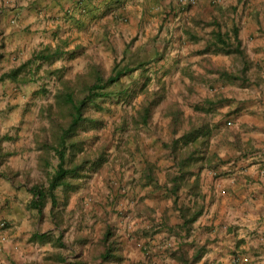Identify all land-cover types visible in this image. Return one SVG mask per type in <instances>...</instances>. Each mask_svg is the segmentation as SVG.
<instances>
[{
    "label": "crops",
    "instance_id": "1",
    "mask_svg": "<svg viewBox=\"0 0 264 264\" xmlns=\"http://www.w3.org/2000/svg\"><path fill=\"white\" fill-rule=\"evenodd\" d=\"M176 2L0 0V76L26 64L21 79L0 80V223H6L0 231V264L88 263L90 251L98 244L93 232L96 214L102 216L107 209L106 216L111 217V206L108 197L105 210L98 204L94 173L89 168L77 189L56 190L54 208L49 198L43 205L37 203L33 186H47L46 178L39 176L54 170L44 165L38 149V131L46 123V118L39 117L46 106L45 94L52 90L54 74L62 64L77 62L83 53L103 46L101 40L109 43V29L137 34L148 15L176 14L181 8V14L189 13V6L178 8ZM194 5L197 12L214 7L206 0ZM199 19L213 35L220 29L224 32L216 18L207 20L202 13V18L195 20ZM174 26L177 28L176 23ZM234 26L239 30L244 54L228 55L238 56L240 63L234 69L216 66L206 70L220 82L241 84L248 93L247 97L236 96V106L230 113L232 135L222 139L230 149L207 151L199 144L193 153L197 161L183 168L169 147L149 158L142 157L141 166L136 163L137 157L128 156L123 160L125 172H120L128 182L117 195L111 192L118 190L116 187L108 189L105 184L101 189L110 192L113 205L118 203L117 243L124 258L133 256L138 259L136 264H264V22L254 20ZM214 41L200 34L202 52L222 53L212 44ZM199 100L204 101L199 103L204 111L213 104L208 99ZM218 123L192 119L182 132L172 126L171 142L192 126L213 129ZM209 135L200 134L197 141L206 142ZM185 149V154L192 153ZM148 162L153 164L151 172L159 181L144 177ZM57 163L56 158L52 164ZM131 175L140 183L130 182ZM174 175H184L178 190L173 188ZM197 212L196 218L186 224V218Z\"/></svg>",
    "mask_w": 264,
    "mask_h": 264
},
{
    "label": "rangeland",
    "instance_id": "2",
    "mask_svg": "<svg viewBox=\"0 0 264 264\" xmlns=\"http://www.w3.org/2000/svg\"><path fill=\"white\" fill-rule=\"evenodd\" d=\"M207 2L214 6L207 9V12H197L194 4L182 6L176 2L178 8L189 6V13L181 14L183 12L181 8L177 9L176 14L148 15L141 31L137 34L131 32L127 35L123 31L115 32L109 29V43L101 40L100 43L104 42L103 46L97 45L94 50L87 54L83 53L78 57L77 62L67 61L56 70L59 72L54 74L56 78L51 86L52 90L45 94L44 101L45 108L53 104L54 110H57L55 96L58 90H67L70 87L69 89H73L76 96L83 95L79 86L80 81L92 80L96 69L107 79L117 64L119 68L136 67L106 89L110 91L109 96L99 100L100 106L90 109L89 114L96 121L82 129L86 153L96 159L101 151L104 152L106 160L98 170L93 171L92 178L98 204L105 210V206L108 205L105 199L108 197L111 217L114 216L113 222L109 223L111 217L106 216L107 209L103 211L102 216L96 214L93 232L98 244L93 252L90 251L87 264H99L100 257L97 255L102 248L99 247L98 240L107 228L111 226L114 229L115 237L119 230L116 219L119 217L118 203L113 205L115 200H110L108 196L110 192L101 189L105 188L103 187L105 184L108 189L116 187L118 190L111 192L117 195L119 189L123 188L124 182H128L125 175H120V172H125L124 158L137 157L136 163L139 166L143 165L142 157L149 158L152 154L156 155L159 149H166L165 143L167 144L168 141L171 143L172 126L182 132L192 119L200 122L204 120L219 122L210 129V138L207 142L200 143L202 148L207 151L215 148L230 149L222 141L232 135L233 122L230 121V113L236 106V96L247 97L248 93L241 84L228 80L220 82L218 77L209 75L206 70L210 67L215 69L216 66L234 69L240 60L235 55L214 54L212 50L202 52L199 46L200 34H205L211 39L215 37L210 28L206 30V26L201 25L202 19H199L201 23L195 19L202 18V13H206L207 20L216 18L224 32H229L228 29L232 31L235 24L248 25L254 20L264 22V0ZM247 8L251 11L248 12ZM161 23H165V28L163 25L160 26ZM175 23L177 28L174 26ZM131 27L132 24L128 28ZM198 28L201 30L199 31ZM188 41H191L190 45ZM66 85L69 87L67 88ZM222 89L223 92L218 94L217 92ZM200 98L211 100L213 104L204 111V101L199 100ZM148 99L156 101L150 122L148 125L143 123L139 125L142 107ZM203 113L206 114L205 118ZM39 117L46 118V115L41 114ZM42 124L38 133L44 135L43 128L50 129L51 123L46 118V123ZM51 134L49 133L50 137ZM54 159L56 160L52 157V161ZM39 177L42 180L46 178L48 182L49 174L44 171ZM136 179V176L131 175L130 182L137 181ZM137 182L140 183L139 180ZM110 183L113 186H110ZM58 192L61 197V190ZM134 258L127 256L120 264L138 263L136 262L138 259L134 260Z\"/></svg>",
    "mask_w": 264,
    "mask_h": 264
},
{
    "label": "trees",
    "instance_id": "3",
    "mask_svg": "<svg viewBox=\"0 0 264 264\" xmlns=\"http://www.w3.org/2000/svg\"><path fill=\"white\" fill-rule=\"evenodd\" d=\"M215 41L212 43L217 48L219 52L225 54L236 53L243 55L242 41L239 38V30L237 26H234L231 32H223L221 29L218 32H214ZM211 45L208 46V49ZM37 56V55H36ZM35 56V57H36ZM39 56V55H38ZM48 58V56H42ZM26 64L14 68L8 72L3 73L0 76V80L9 78L12 80H18L20 73L25 69ZM136 68V67H135ZM135 68L131 67H120L117 64L113 69V73L105 79L102 72L95 71L92 80L80 81V89L83 95L76 96L73 89L58 90L55 96V103L57 105V110H54L53 104L45 108L42 111L43 115L50 121V129L43 128L45 132L44 135L38 133L41 137L38 141V149L42 151L41 158L42 162L46 167L53 166V172H49L48 185L43 183H37L33 186V192L38 198L39 204L43 205V201L46 198L51 199L52 207L56 206L57 195L56 190L62 187L64 191L70 189H77L80 186V179L85 176V170L89 168V171L98 170L105 162L104 152L101 151L100 155L96 159L91 157L85 151V139L82 135V129L90 123H94L96 119L92 117L90 109L92 107L100 106L98 103L100 99L109 96L110 91L106 89L117 82L123 75L132 72ZM228 77L235 78L236 76L228 73L227 71L221 72ZM25 80V78H22ZM73 88V87H72ZM155 99L147 100L142 107V115L138 120L144 125H148L151 119L153 105L155 104ZM176 128H174L175 130ZM177 130V129H176ZM206 130V132H205ZM50 131V132H49ZM51 134V137L49 135ZM210 134V129L207 126H192L190 130L185 131V133L179 138L173 140L171 143H165L171 152L175 155V159L178 161L179 167L188 166L192 162H196L197 159L193 156V153L197 150L198 145L203 142H198L197 137L200 134ZM191 142V146L189 145ZM207 142V141H206ZM191 151V154H185L183 150ZM52 157L57 158L58 163L56 166L52 164ZM153 164L147 163L144 171V177L147 180H157L159 179L152 171ZM189 173V172H188ZM184 175L173 176L174 190L179 189V184H181V179ZM72 179H77L72 181ZM185 211V212H184ZM181 214L186 216L187 212L185 209L181 208ZM199 213L193 214V217L186 218V224L193 221ZM99 247L102 248L99 255V264H120L123 263L125 258L119 249L117 243V238L115 237L114 229L110 226L104 233L103 238L99 243ZM187 264H193L188 261Z\"/></svg>",
    "mask_w": 264,
    "mask_h": 264
},
{
    "label": "built area",
    "instance_id": "4",
    "mask_svg": "<svg viewBox=\"0 0 264 264\" xmlns=\"http://www.w3.org/2000/svg\"><path fill=\"white\" fill-rule=\"evenodd\" d=\"M178 1L182 6H186V5L195 4L200 0H178ZM206 1H209L211 3H216L219 0H206ZM5 225H6V223L4 221L0 223V231H2V229L5 227ZM152 264H156V262L155 263L153 262Z\"/></svg>",
    "mask_w": 264,
    "mask_h": 264
}]
</instances>
